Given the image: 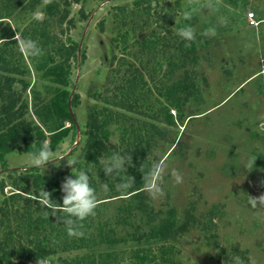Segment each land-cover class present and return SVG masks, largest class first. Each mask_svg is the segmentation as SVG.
<instances>
[{"label": "rangeland", "instance_id": "1", "mask_svg": "<svg viewBox=\"0 0 264 264\" xmlns=\"http://www.w3.org/2000/svg\"><path fill=\"white\" fill-rule=\"evenodd\" d=\"M38 12L45 17L41 8ZM249 12L255 13L257 26H250ZM33 14L17 11L5 19L16 40L34 20ZM71 17L76 28L67 36L80 47L70 76V90L81 98L73 111L76 130L54 149L57 158H64L49 162L45 171L31 165L23 149L5 156L0 181L7 186L0 192V209L5 199L18 193L16 183L33 191L42 180L63 182L71 175L67 157L84 159L82 131L89 109L107 107L113 114L111 143L132 156L126 173L136 176L135 165L165 161L160 181L164 196L152 199L144 192L149 209L156 213L174 208L182 220L193 202L199 219L212 221L211 228L196 227L168 241L179 251L171 255L170 264H225L236 249L246 252L249 264H264V201L258 199L264 196V0H85L83 6H72ZM185 24L195 31V39L187 44L177 35ZM59 31L51 27L61 36ZM82 50L87 57L83 63ZM24 56L30 71L26 79L42 91V73ZM186 71L199 92L178 110L172 90ZM133 78L135 83L128 85ZM126 87L131 111L108 103H119ZM24 96L31 102L30 91ZM173 170L182 176L181 183H175ZM74 171L78 172L76 165ZM90 184L97 190L98 207L89 248L65 250L61 243L55 259L95 253L106 259L100 264H163L162 242L106 241L104 235L116 241L137 227L138 233L148 227L141 217L130 218L122 210L129 206L127 196L103 189L98 176ZM29 197L10 200L8 226L4 229L0 223V240L23 221L20 214L31 204ZM124 215L131 224L122 221Z\"/></svg>", "mask_w": 264, "mask_h": 264}, {"label": "trees", "instance_id": "2", "mask_svg": "<svg viewBox=\"0 0 264 264\" xmlns=\"http://www.w3.org/2000/svg\"><path fill=\"white\" fill-rule=\"evenodd\" d=\"M85 0H0V162H4L5 156L18 149H23L26 153L38 149L42 141H47L50 148H57L69 136L71 131L75 132L77 121L74 110L81 104L78 93H72L73 89L70 81L72 64L77 62L80 52L79 44L74 42L68 33L76 28V22L72 14V6L79 4L83 6ZM41 11L44 18L30 22L28 27L21 33V37H30L37 41L42 49L41 55L32 57L27 55L34 69L42 73L46 83L42 85L40 91L35 85L31 86L26 79L29 70L25 68V56L21 51H17L18 43L15 39L14 30L11 24L5 19H10L17 11L27 13ZM81 11V20L87 17ZM6 22V23H4ZM60 29V35L51 32V27ZM63 36H67L63 39ZM86 51L81 52L82 63L86 61ZM136 79H129L128 85L135 83ZM130 88V87H129ZM126 87L123 92V99L119 103L108 102L110 105L121 106L129 111L134 106L129 100V89ZM177 96L172 100V104L181 110L191 98L199 92L197 83L191 74L186 71L182 80L173 88ZM30 91L31 102L24 94ZM171 91V92H172ZM173 93V92H172ZM105 108L94 106L87 113L86 123L82 136L85 138V155L83 161L76 164L77 170L87 169L90 174V182L94 176L103 179L108 184L112 193L125 195L129 198V206L122 210L128 211V217L139 216L145 220L148 231L138 233L137 227L134 233H130L122 239L114 240L108 235H104L107 242L128 243L129 240L141 243L162 242L160 247V258L163 264H170L171 255L179 251L168 241H177L191 229L203 226L211 228V222L203 223L196 214L195 203H190L184 211L183 219L179 220L174 208L166 212H152L147 203V197L143 190L144 168L142 164L133 167L136 176L126 173L131 177L133 183L129 181L130 187L125 191H118L114 187L120 178L126 179L125 173L110 179L102 170L103 165L99 163V158L104 155H111L113 151L118 152V147L111 143L112 124L111 111ZM37 121L35 120V118ZM68 125V126H67ZM80 142V141H79ZM61 182L42 180L35 184L32 191L30 187H24L16 183L13 185L18 193H13L9 199L4 200V206L0 212L3 217L0 219L1 226L7 228L6 220L10 200L17 202L24 199V195H29L31 204H26L23 221L16 229H9L6 235L0 240V264H100L103 255L78 254L74 257H58L57 246L62 243L65 250H83L89 248L88 242L93 238L92 228L94 225L93 216L88 217L79 223V230L83 235L69 236L65 226L59 222V216L53 217L46 214L39 194L43 191L51 193V198L56 202H61L60 186ZM7 184L0 181V192L3 193ZM32 197H34L32 199ZM15 203V202H12ZM18 214L19 211L14 212ZM162 214V215H161ZM212 215V214H211ZM122 216V215H121ZM127 215L121 219L125 224H131ZM214 216L212 215V218ZM95 236V235H94ZM167 242V243H166ZM145 259V255H139ZM232 257H239L242 264H249V258L245 251L234 250L226 259L225 264H234ZM147 258V256H146Z\"/></svg>", "mask_w": 264, "mask_h": 264}, {"label": "clouds", "instance_id": "3", "mask_svg": "<svg viewBox=\"0 0 264 264\" xmlns=\"http://www.w3.org/2000/svg\"><path fill=\"white\" fill-rule=\"evenodd\" d=\"M33 15L36 19H39L41 13L35 12ZM184 16L187 19L189 13L185 12ZM177 35L186 44L195 39V31L190 24H185L184 27L178 28ZM17 37L18 49L22 53L32 57L41 55L42 49L37 41L30 37H19V34H17ZM28 158L31 165L40 167L45 171V167L49 162L59 161L64 157L57 158L56 150L50 148L48 142L45 140L41 142L38 149L28 153ZM78 162V159L75 157L72 159L67 157V164L71 166L72 172L71 175L65 177L60 186V192L62 193L61 202L58 203L52 199L51 193L44 189L39 194L46 214H50L56 218L59 216V222L65 226V230L69 236L83 235L79 230V223L95 215V211L98 207L97 190L90 184V174L88 170L81 169L78 172L74 171L75 165ZM131 162L132 156H129L128 152L126 154V151H113L111 155H104L99 158V163L103 165L102 170L107 178L114 179L120 176L121 172L125 173L126 179L121 177L119 182L114 185L118 191L127 190L131 186L129 181L133 183L132 178L126 175V165H131ZM165 166V161L163 159H154L148 166L144 163L142 164L141 168L147 167V171L142 172L143 190L149 198L155 199L164 196V190L160 181ZM172 175L175 183L179 184L182 182V176L179 172L173 170ZM102 187L108 190L107 183L103 184ZM258 199L259 201H264V196ZM253 201L257 200L253 199ZM232 260L234 264H242L239 257H232ZM38 264H43V262L38 261Z\"/></svg>", "mask_w": 264, "mask_h": 264}, {"label": "built area", "instance_id": "4", "mask_svg": "<svg viewBox=\"0 0 264 264\" xmlns=\"http://www.w3.org/2000/svg\"><path fill=\"white\" fill-rule=\"evenodd\" d=\"M247 18H248V22H249L250 26H257L258 25L259 22L256 19L255 13L249 12L247 15Z\"/></svg>", "mask_w": 264, "mask_h": 264}]
</instances>
